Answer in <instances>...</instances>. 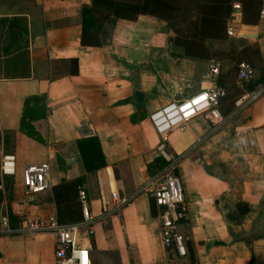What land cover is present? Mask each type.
Here are the masks:
<instances>
[{
  "label": "crops",
  "instance_id": "crops-1",
  "mask_svg": "<svg viewBox=\"0 0 264 264\" xmlns=\"http://www.w3.org/2000/svg\"><path fill=\"white\" fill-rule=\"evenodd\" d=\"M233 4L240 6L236 20ZM228 8L226 32L233 25L234 36L205 40L210 50L187 55L180 41H201L200 27ZM259 9V0H0V147L17 168L13 198L0 205L16 227L48 216L80 224L76 188L68 184L82 178L94 222L93 235L82 230L78 243L90 264H264V94L229 112L237 58L219 60L222 123L200 114L167 139L187 206L178 232L193 261L164 249L160 210L142 190L162 160L149 116L209 87L203 75L218 60L207 58L213 50L236 57L257 49L264 64ZM192 25L199 26L194 36L187 34ZM136 92L144 95L139 109ZM34 97L45 107V118L32 122L43 143L19 131L25 100ZM89 137L98 139L105 162L93 172L77 146ZM32 163L49 165L52 188L25 197L21 173ZM112 193L130 204L115 207ZM0 264H54L53 235L0 236Z\"/></svg>",
  "mask_w": 264,
  "mask_h": 264
},
{
  "label": "built area",
  "instance_id": "built-area-1",
  "mask_svg": "<svg viewBox=\"0 0 264 264\" xmlns=\"http://www.w3.org/2000/svg\"><path fill=\"white\" fill-rule=\"evenodd\" d=\"M235 12L240 11L239 4L232 5ZM259 19L264 21V0H260ZM233 25L227 28V36L235 34ZM221 72V62L213 60L203 77L210 82L209 87L199 94L180 102H172L155 111L149 116V121L159 141L156 146L158 156L164 166L149 177L142 190L160 210V235L164 249L171 256L181 259L188 258L186 242L178 232V226L187 220V206L183 188L177 173L178 159L169 152L168 136L175 131H183L186 125L202 114L211 124L219 125L223 117L219 112V101L226 96L223 87L217 84ZM255 76L254 69L247 63L237 65V87L243 91L236 104L245 107L256 101L264 94V84H259L251 91L245 86ZM201 103V104H200ZM200 104V105H198ZM197 105V106H196ZM49 165L47 163L26 164L21 173L22 191L25 196L32 197L52 188L49 179ZM17 175L16 159L0 147V193L4 194L5 178H14ZM80 205L82 222L80 224H59L55 216H48L34 220H23L18 227L11 225L9 213L4 204L0 205V236L11 234H45L54 237V264H90L88 250L80 247L78 237L82 230L93 235L92 224L94 217L90 213L86 192L79 188L77 193ZM114 206L121 209L130 204L131 198L112 193ZM2 200H5L3 196ZM120 218L121 215L119 214Z\"/></svg>",
  "mask_w": 264,
  "mask_h": 264
},
{
  "label": "trees",
  "instance_id": "trees-1",
  "mask_svg": "<svg viewBox=\"0 0 264 264\" xmlns=\"http://www.w3.org/2000/svg\"><path fill=\"white\" fill-rule=\"evenodd\" d=\"M260 1V0H259ZM260 10V9H259ZM223 16L219 17L217 19H211L209 20L210 23H207L206 25L200 27V33L198 35L201 34V41L198 40H193L191 47L189 42L187 41H180V44H183V46L185 47V51L186 54L190 55L193 54L192 51L196 50V48L201 50L202 54L204 52V50H210V43H208V45H206V41L205 40H210V39H218V38H222L225 39L227 36V32H226V20L229 16L230 13V8H228L226 11L222 12ZM259 15V14H258ZM174 28V32L178 33L179 29L178 27H173ZM176 28V29H175ZM182 29V27H180ZM191 31L187 32V34H191V35H195L194 31L195 29H199L198 25H192ZM177 30V31H176ZM180 33H183V31L181 30ZM188 36V35H185ZM205 36V37H204ZM178 42V41H177ZM206 45V46H205ZM248 48V47H247ZM245 49V54H242L241 56H236L233 54L234 50H213L212 53L213 54H209L207 56V58L213 57L216 58L218 60H224L225 58H237L236 60V66L230 71L231 75L229 76H237V65L241 62H245L247 64H249L255 71V69H261L259 75L256 74L255 72V76L254 79L252 81H250L249 83L246 84L245 86V90L246 91H251L253 90V88L259 84H263L264 83V64L263 61L260 62L259 59V52L257 49H253V48H248L249 51H247L248 49ZM249 53H247V52ZM5 72L2 74L4 76H24V74H13L10 73L8 71V69L4 70ZM26 74V73H25ZM234 77V76H233ZM243 94V91L240 90L236 85L235 87H233V92L231 95H234V98H232L231 101V105L229 106V112H232L235 109V103L238 100V98ZM227 97V94L224 98ZM231 97V96H229ZM222 98V99H224ZM43 98H29L27 100H25L24 103V109H23V113L20 119V124H19V131L23 134H25L26 136L34 139L35 141L39 142V143H43V139L41 138V136L35 131L34 127L32 126V122L40 120L45 118V107L44 105H42V103H40V100ZM221 100V99H220ZM31 103H33V105H30ZM77 146H78V150L81 156V159L83 161L85 170L87 172H93L96 171L98 169H100L101 167H103L105 165L104 162V158L100 149V145L98 142V139L96 137H89V138H83V139H79L77 141ZM58 162L60 163V159H57ZM157 162V170H160L163 167V162L162 160H156ZM154 173L152 172V175ZM11 177H6L5 178V188L7 190H9L10 193H12V187H13V181L10 180ZM13 179V178H12ZM83 183V179L79 178L71 183H69V186H73L76 188V195L78 193L79 188H82L81 185ZM2 195L0 193V201H1ZM10 217V221H11V225L13 227H16L17 225V219L10 213L9 214ZM189 264H194V262H189Z\"/></svg>",
  "mask_w": 264,
  "mask_h": 264
},
{
  "label": "water",
  "instance_id": "water-1",
  "mask_svg": "<svg viewBox=\"0 0 264 264\" xmlns=\"http://www.w3.org/2000/svg\"><path fill=\"white\" fill-rule=\"evenodd\" d=\"M144 100V95L140 92L135 93V107L139 109L142 106ZM186 249L188 253V257L191 261L194 260L193 250L190 243H186Z\"/></svg>",
  "mask_w": 264,
  "mask_h": 264
},
{
  "label": "rangeland",
  "instance_id": "rangeland-1",
  "mask_svg": "<svg viewBox=\"0 0 264 264\" xmlns=\"http://www.w3.org/2000/svg\"><path fill=\"white\" fill-rule=\"evenodd\" d=\"M1 60H2V59H1ZM2 65H4V64L0 63V66H1V67H3ZM1 70H5V69H1ZM22 195L25 196L24 193H23V191H22ZM3 196L6 197V199H7L8 201L11 200V199L13 198V194L10 193L9 190H7L6 188L4 189V194L2 195V198H3ZM25 197H28V196H25Z\"/></svg>",
  "mask_w": 264,
  "mask_h": 264
},
{
  "label": "bare ground",
  "instance_id": "bare-ground-1",
  "mask_svg": "<svg viewBox=\"0 0 264 264\" xmlns=\"http://www.w3.org/2000/svg\"><path fill=\"white\" fill-rule=\"evenodd\" d=\"M201 104V103H200ZM200 104H198V105H200ZM197 106V105H196Z\"/></svg>",
  "mask_w": 264,
  "mask_h": 264
}]
</instances>
